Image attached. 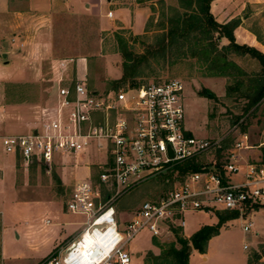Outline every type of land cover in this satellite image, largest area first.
I'll return each instance as SVG.
<instances>
[{
	"label": "rangeland",
	"instance_id": "374dc122",
	"mask_svg": "<svg viewBox=\"0 0 264 264\" xmlns=\"http://www.w3.org/2000/svg\"><path fill=\"white\" fill-rule=\"evenodd\" d=\"M83 1L75 2L78 9H55L50 26L33 30L36 40L47 42L46 45L34 46L33 61L28 65L33 75L29 71V76L26 75L24 79L22 75L12 76L6 73L0 76V134L27 130L25 122L30 118L31 106L44 104L53 98L56 92L55 71H63L66 68L64 73L66 71L67 79L77 72L86 79L89 88L98 92L144 84L151 80L179 77L185 85V124L190 132L222 139L224 152L232 148L243 133L248 135L252 145L264 143V140L261 141L264 137L261 135L264 128V99L254 111L249 109V91H252L249 89V80L256 78L261 70L257 58L248 53H232L229 57L240 69H232L228 75H210L211 70L208 69L207 63L196 52L193 53L189 45L182 48L173 45L166 48L164 54L158 50L161 38L170 27L168 17L174 7H179L178 0H146V4L139 2L148 7L149 13L145 19L142 14H132L130 10L122 15L126 23L134 25V28L121 26L117 11H114L113 18H104L101 16L103 13L84 10ZM110 5V0H105L101 10H107ZM111 8L113 10V7ZM241 17L238 27L240 31L235 34L237 41L264 51V0H249ZM120 39L130 43L133 53H144L148 57V60L139 64L133 75L123 79ZM227 41L226 37H219V46L227 44ZM148 49L156 52L149 53ZM80 57L85 58V72L80 69V64L84 63L83 60H77ZM63 58H73V61L68 60L66 64H62ZM236 79H240L239 84ZM98 155L100 153L96 152H92V155H81L77 166L74 165V160L67 157L63 162L57 159L50 164L38 162L26 165L18 156L20 161L18 160L16 165V183L25 186L16 187L12 185L14 173L8 174L5 179L1 177V174L7 171L8 159L17 155L6 152L0 139V214L3 211L12 224L16 217L23 219L25 216L49 212L54 218L57 217L56 221L62 223L60 231L39 249L26 242L21 227H16L20 233L19 238L15 237V229L10 228L4 239L0 264H41L50 253L62 250L72 241L80 230L85 215L68 211L66 201L77 178H85L87 174L84 167L86 158L94 159ZM224 155L225 153L221 154L223 157ZM212 156L216 160L220 158L213 150L207 156V161ZM238 157L240 162H244V159L250 162H264L262 153L258 159L245 149L239 151ZM92 174L96 176L97 172ZM176 183L174 172H166L143 180L122 193L114 203L119 228L126 227L128 220L144 200L157 199ZM49 200L52 202L49 203ZM260 207L262 208L258 213L251 214ZM257 209L248 212L246 217L239 215L225 221L221 233L208 240L204 252H190L188 248L186 264H264V232L255 235L256 229L264 230V198H261ZM217 211L224 210L185 211V225L180 234L183 235L184 231L191 236L201 225L216 223ZM250 219L254 221V227L245 232L243 225L245 220ZM44 233L46 237L52 236L49 230ZM44 233L42 232L40 237ZM172 241H176L173 231L156 237L149 228H141L126 245L130 264H146L145 259L151 253L159 254ZM177 245L179 246V243ZM19 257L24 258L18 259Z\"/></svg>",
	"mask_w": 264,
	"mask_h": 264
},
{
	"label": "built area",
	"instance_id": "2783aa9c",
	"mask_svg": "<svg viewBox=\"0 0 264 264\" xmlns=\"http://www.w3.org/2000/svg\"><path fill=\"white\" fill-rule=\"evenodd\" d=\"M64 70L55 71L56 92L34 107L29 130L2 136L5 151L26 165L67 157L77 166L81 155L100 153L86 158L89 174L74 182L66 201L68 211L85 215L80 230L41 264H130L126 245L141 228L156 237L171 233L173 227L183 228L185 211L197 209L235 210L246 217L264 198V162L239 161V151L251 146L246 133L224 152L222 139L189 131L181 78L98 92L77 72L67 79ZM213 150L224 157L207 161ZM186 162L200 168L179 175ZM166 172H174L177 183L157 199L144 200L120 229L114 207L118 197ZM250 226L245 220L243 230Z\"/></svg>",
	"mask_w": 264,
	"mask_h": 264
},
{
	"label": "crops",
	"instance_id": "0c3cea01",
	"mask_svg": "<svg viewBox=\"0 0 264 264\" xmlns=\"http://www.w3.org/2000/svg\"><path fill=\"white\" fill-rule=\"evenodd\" d=\"M82 2L83 0H0V56L2 60L0 61V72L2 74H11L14 75H22L23 79L29 76L27 72L33 75L30 67L32 63V53L34 46L37 44L46 45L47 42L36 40L35 35L33 34L35 29L42 30L50 26L53 11L59 7L71 8V9H78L75 5V2ZM84 10L89 11L91 13H103L101 16L104 18H113L115 12L118 13V20L121 23V26H131L134 28V25L127 24L126 21L122 18L123 14L130 10L132 14L139 13L143 15V19L148 15L149 10L147 6H144L147 1L140 2L145 4H140L138 0H110V6L112 8H107V10L102 11L101 7L105 5V0H85L83 1ZM91 3L93 5H91ZM140 4V5H138ZM249 4V0H213L211 4V11L215 19L219 22H227L233 18L241 17V13L245 9V7ZM80 8V7H79ZM111 11L112 14L109 16L107 13ZM116 16V15H115ZM103 19H101L102 22ZM238 26L235 28V34H237L240 30ZM140 33L141 30H138ZM250 44H255L250 42ZM83 58V59H82ZM63 59H70V58H63ZM77 60H85L84 57H80ZM79 62V61H78ZM79 67V63L77 64ZM80 69L86 71V63L83 65L80 64ZM81 71V70H80ZM78 76L82 78L79 73ZM39 104V103H37ZM34 104L31 106L29 113L30 118L25 122L27 126V130L19 133L27 132L30 128V122L32 120L33 109L37 105ZM13 134V133H12ZM7 134H0V139L2 141V136ZM261 135L264 136V128H262ZM264 140V137L261 138V141ZM245 150H249L250 155L255 156L256 158L260 159L259 155L264 150V145H260V142L252 145ZM19 160L18 155L13 157V159H8V167L7 171L1 174L2 179H5L8 174L14 173V180L12 181V185L16 187H23L25 185H18L17 181V161ZM20 161V160H19ZM250 162V160H249ZM25 164V163H24ZM85 167V166H84ZM86 168V167H85ZM72 170V166L70 168ZM75 167H73V170ZM65 170V169H64ZM73 172V171H72ZM87 174L84 176L86 177L89 174L88 169L86 168ZM79 178H77L78 180ZM17 201V200H16ZM49 203L52 201H48ZM260 207L257 210L251 212V214H256L259 212ZM250 214V215H251ZM46 219H49L46 222ZM57 217L51 216L49 212L38 213L33 216H25L23 219L20 217H16L15 221L10 224L11 222L7 219L6 214H3V211L0 214V254L3 255V247H4V239L8 234V230L10 228L15 229V237L19 238L20 233L17 231L16 227H21L22 234L26 242L33 248L39 249L45 243L50 242L52 240L53 235L60 231L62 223L56 221ZM217 220V216H216ZM251 222V226L249 231L254 227V221L249 220ZM215 224V222H213ZM185 225V223H184ZM184 227V226H183ZM223 226L220 228L219 233ZM47 230L52 232V236L46 237ZM183 230V229H182ZM44 235L40 237L42 232ZM245 231V232H249ZM255 235H258L261 232H264L261 228L255 230ZM183 236L189 238L190 235L184 233ZM214 237V236H213ZM55 241V239L53 240ZM56 242V241H55ZM53 243V246L55 245ZM154 247V245H153ZM194 249L191 246L190 252ZM258 252V251H257ZM203 258H205L204 253ZM24 258V257H19ZM41 259V258H40Z\"/></svg>",
	"mask_w": 264,
	"mask_h": 264
},
{
	"label": "trees",
	"instance_id": "16d2710c",
	"mask_svg": "<svg viewBox=\"0 0 264 264\" xmlns=\"http://www.w3.org/2000/svg\"><path fill=\"white\" fill-rule=\"evenodd\" d=\"M146 0H138L144 2ZM148 1V0H147ZM179 7H174L171 16L168 17L170 27L164 33L158 44V50L164 54L166 48L177 45L182 48L189 45L192 52L200 55L201 59L207 63L211 70L210 75H228L232 69H240L230 54H250L258 59L261 64V70L258 76L249 80V109L254 111L259 102L264 99V51H261L253 45L240 43L237 41L234 30L240 22V18H233L227 22H219L213 16L211 4L213 0H178ZM153 5V4H152ZM219 37H226L227 44L219 46ZM133 40V38L131 39ZM122 61V76L126 78L133 75L142 61L148 60L144 53H133L125 39H120ZM130 47V48H129ZM157 50V49H156ZM149 53L156 52L148 49ZM131 70V71H130ZM237 84L240 79H236ZM218 156H221V150H218ZM262 159H264V150H262ZM200 166L194 162H186L179 166V175L188 171L198 170ZM257 209L260 204H255ZM218 221L215 224L201 225L189 238L180 234V228H172L176 241L169 243L166 249L155 255L150 254L145 259L146 264H186L188 260V248L190 245L200 252H204L208 240L219 234L221 226L225 221L239 216L238 211L224 210L217 211ZM179 243V246L177 245Z\"/></svg>",
	"mask_w": 264,
	"mask_h": 264
},
{
	"label": "water",
	"instance_id": "95a60500",
	"mask_svg": "<svg viewBox=\"0 0 264 264\" xmlns=\"http://www.w3.org/2000/svg\"><path fill=\"white\" fill-rule=\"evenodd\" d=\"M191 249V246H189V250Z\"/></svg>",
	"mask_w": 264,
	"mask_h": 264
}]
</instances>
